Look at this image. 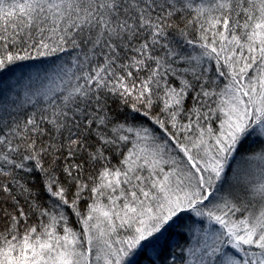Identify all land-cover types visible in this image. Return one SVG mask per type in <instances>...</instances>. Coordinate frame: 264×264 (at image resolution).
Here are the masks:
<instances>
[{
	"label": "snow or ice",
	"instance_id": "6c2138e0",
	"mask_svg": "<svg viewBox=\"0 0 264 264\" xmlns=\"http://www.w3.org/2000/svg\"><path fill=\"white\" fill-rule=\"evenodd\" d=\"M0 264H264V0H0Z\"/></svg>",
	"mask_w": 264,
	"mask_h": 264
}]
</instances>
